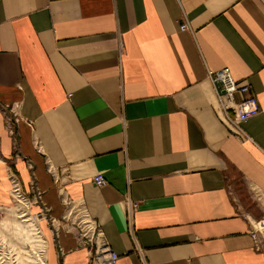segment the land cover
<instances>
[{
  "label": "crops",
  "instance_id": "crops-1",
  "mask_svg": "<svg viewBox=\"0 0 264 264\" xmlns=\"http://www.w3.org/2000/svg\"><path fill=\"white\" fill-rule=\"evenodd\" d=\"M222 69L259 103L248 140L207 77ZM11 108L52 216L59 187L74 201L65 218L90 236L94 221L116 264H264L252 235L264 217V0H0L1 240L21 250L33 238L9 207L7 164L28 194L31 181ZM44 233L47 264H86L71 235L60 258Z\"/></svg>",
  "mask_w": 264,
  "mask_h": 264
},
{
  "label": "built area",
  "instance_id": "built-area-1",
  "mask_svg": "<svg viewBox=\"0 0 264 264\" xmlns=\"http://www.w3.org/2000/svg\"><path fill=\"white\" fill-rule=\"evenodd\" d=\"M187 24L184 23L180 26V30H185L187 28ZM207 77L210 80L214 91L216 93V98L218 102L219 109L222 113L223 119L237 132L238 137L241 138L243 136L246 140H248L245 136V134L241 130V125L245 122H247L249 119L255 117L260 113V106L257 101V98L254 94L251 93L250 87L247 84H240L233 80L231 77L230 72L227 69H222L219 71H207ZM235 94H239L241 96V99L239 101H236L234 98ZM7 108V107H6ZM3 115L6 123V130L8 131V134L12 138V147L13 149L16 148V135L17 131L15 130L14 126L18 125V117L17 114L12 112V108L9 110L3 109ZM29 126H31L30 123H28ZM241 136H240V135ZM16 157L18 155L16 154ZM8 178L10 182V189H9V197L11 200L12 205H16L19 203H24V205L27 208V211L29 214L32 215L34 219H38L41 217V219H38V227L41 232L42 237H44L46 243V259L45 264H47V253H48V239L45 236V233L40 228V223L42 221H46V224H49L46 220V214L43 212L42 207L39 208V201L40 199L37 195H33V197H29V195L24 191L23 186L20 184V181L18 179V176L13 173L10 169H8ZM93 182L97 187H102L106 185V181L102 175H96L93 177ZM32 190V189H31ZM63 191V188H62ZM27 194V195H26ZM31 198V199H30ZM127 206V218L130 222V225L132 224V218L134 211L136 209V204L129 199L125 201ZM33 206L38 207L40 209V212L38 213H32L31 209ZM34 214V215H33ZM52 224L54 225V220H52ZM52 224H50V227H52ZM94 224V234L93 236H96L95 238H99V235L104 240L103 235L101 234L98 226L93 221ZM48 228V231L50 233L51 240L54 244L55 239L53 238L54 233L52 228ZM56 230V229H55ZM253 238L256 242V249L260 250L262 246H264V228L262 230H252ZM93 244H91V249ZM61 257L64 255L62 252V248H59ZM99 248L96 244L95 240V255H98ZM103 254L107 256V260L109 261V264H116V261L118 260L117 254L106 244V242H103V248H102ZM87 262L86 264L91 263V251L87 252ZM60 257V256H59ZM98 257V256H97ZM97 260V259H96ZM148 264V263H143Z\"/></svg>",
  "mask_w": 264,
  "mask_h": 264
},
{
  "label": "rangeland",
  "instance_id": "rangeland-1",
  "mask_svg": "<svg viewBox=\"0 0 264 264\" xmlns=\"http://www.w3.org/2000/svg\"><path fill=\"white\" fill-rule=\"evenodd\" d=\"M18 149H19V141L16 140V148L13 149L14 154H18L19 157L21 159H23L27 163V167H28L29 173H30V181L31 182L29 183V186H31L32 190H30L29 194L25 190L24 191L31 198L33 197V195L34 196L37 195L40 198V199H38L39 208L42 207L43 212L46 214V216H45L46 220L49 223V224H46V221H42L41 222V223H44L45 226H46V230H44V231L48 232V228L50 227V224H52V220L56 221V222H54V225L52 224V227H50V228L53 229V233H54L53 238L56 241V242H54V244L56 245L55 249H56V252H57L58 256H60V258H61V254H60V250H59V248L61 247V244H60L61 235H63V234L71 235L75 239L78 249H83L85 251V253L91 251V257L92 258H91V263L90 264H98L97 260H96L97 256L95 255V252H94V250H95V240H96L95 237L96 236L87 235V233L83 230V228L79 224H77V223L72 221L71 217L70 218H65L66 212L68 211V209H70V207L74 203V201H70L69 199H65V197L62 198V195L59 194V193H62L61 192V188L58 187L57 188V192H59L58 193L59 200L63 204V211H62V214L59 217V219L53 217L52 214H51L52 213V209L43 201V192L39 190L38 178H37V175H36V172H35V169H36L35 165L30 160L24 158V156L21 155V153H20V151ZM6 167H8L7 168V174H8V169H10L11 171H13L14 174H16V172L13 170V168L11 167V165L9 163L7 164ZM18 179L20 181V184L23 186V184L21 183V180H20L19 177H18ZM8 181H9V178H8ZM9 184H10V182H9ZM8 196H9V193H8ZM62 199H63V201H62ZM259 201H260L262 207L264 208V197L261 196L259 198ZM10 202H11V200H10ZM254 203L257 204L256 201H254ZM11 206H14V205H12V203H11V205L9 207H11ZM39 212H40V209H38V213ZM10 213L11 212H9L7 210H3L2 213L0 212V241H2L1 239H3V237H1V235H3L2 234V229H1V221L4 222L5 220L9 219ZM77 214H78L79 218H82V213L80 211H78ZM38 219H41V217H39ZM254 221H255V225H256L257 230H262L264 228V217L262 219H260V221H258V220H254ZM44 231H43V233H44ZM91 244H93L92 245L93 250L91 249ZM62 252L65 255L66 252L64 251V249L62 250ZM86 257H87V254H86ZM102 258H103V255H102ZM103 264H104V260H103Z\"/></svg>",
  "mask_w": 264,
  "mask_h": 264
},
{
  "label": "bare ground",
  "instance_id": "bare-ground-1",
  "mask_svg": "<svg viewBox=\"0 0 264 264\" xmlns=\"http://www.w3.org/2000/svg\"><path fill=\"white\" fill-rule=\"evenodd\" d=\"M14 208L18 211L17 213L19 214V222L22 223L24 227H26L33 240L29 243V246L21 250L14 247H9L8 243L4 240L0 241V264H44V242L42 240V235L38 226L34 224L38 219H34L32 216L28 215L29 213L24 203L16 204ZM80 212L83 213L81 210ZM83 217L84 216L82 215L81 222L83 224H87L88 220ZM102 240L96 239V244L99 248L97 259H100L101 262L104 260V264H109L107 256L103 254L102 251Z\"/></svg>",
  "mask_w": 264,
  "mask_h": 264
}]
</instances>
